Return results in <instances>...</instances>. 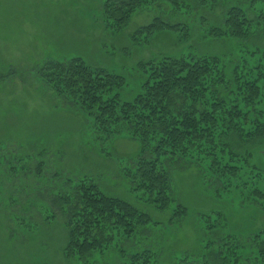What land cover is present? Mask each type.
<instances>
[{
    "label": "rangeland",
    "instance_id": "obj_1",
    "mask_svg": "<svg viewBox=\"0 0 264 264\" xmlns=\"http://www.w3.org/2000/svg\"><path fill=\"white\" fill-rule=\"evenodd\" d=\"M104 1L0 0V264H83L63 253L67 232L60 202L88 177L104 194L125 200L152 220L154 226L136 241L121 245L124 251L150 250L156 264H242L243 259L234 256H240V247L249 252L248 239L264 231V211L239 201L234 192L222 191L197 165L168 159L163 166L175 200L189 215L173 221L170 211L157 212L122 171L138 155L139 143L126 135H96L89 116L57 98L35 70L49 60L78 57L121 77L120 96L130 101L144 81L140 62L194 54L221 56L232 66L239 46L264 50V29L242 44L202 35L205 26L222 22L232 4H241L252 17V0H218L214 9H199L191 2L194 10L184 17L167 13L165 7L161 15L155 9H139L122 30L105 23ZM159 15L171 25L188 23L189 37L162 32L133 43L131 35ZM233 143L234 151L250 154V163L264 170L263 138L242 144L235 136ZM215 214L217 227L206 229L199 219ZM229 236L237 240L228 242L233 251L224 263L218 258L219 244ZM88 264L126 260L111 249L96 253Z\"/></svg>",
    "mask_w": 264,
    "mask_h": 264
},
{
    "label": "trees",
    "instance_id": "obj_2",
    "mask_svg": "<svg viewBox=\"0 0 264 264\" xmlns=\"http://www.w3.org/2000/svg\"><path fill=\"white\" fill-rule=\"evenodd\" d=\"M263 1L252 0V17L241 4H232L218 26L209 24L202 29L203 38L241 44L249 40L264 29ZM191 2L199 9L218 7V0H105L101 9L105 23L122 30L139 9H155L161 15L165 7L167 13L184 17L194 10ZM160 15L136 30L131 41L138 43L162 32L189 37L188 23L171 25ZM235 60L231 66L221 56L184 54L140 62L144 81L130 101L120 96L121 77L78 57L49 60L35 71L57 98L89 116L96 135L106 139L126 135L139 143L138 155L122 169L127 182L144 197L145 204L157 212L170 211L172 220L179 221L189 214L175 200L172 180L163 166L168 159L197 165L210 173L208 178L222 191L234 192L239 201L264 211V170L250 163V154H239L233 147L235 136L242 144L264 139V50L241 45ZM61 201L67 232L63 253L68 259L88 264L96 253L101 256L115 249L126 264H156L150 250L121 248L154 226L149 215L104 194L90 177L79 180L74 194H66ZM218 218L215 214L199 221L212 230ZM236 240L231 237L219 244L218 258L224 263L233 251L228 242L232 245ZM248 242L250 251L240 247L235 260L264 264V231L254 233Z\"/></svg>",
    "mask_w": 264,
    "mask_h": 264
}]
</instances>
